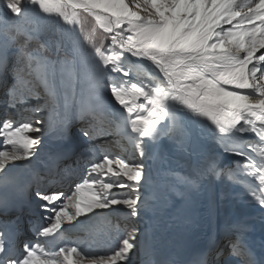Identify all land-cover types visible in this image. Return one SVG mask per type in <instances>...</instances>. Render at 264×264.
Wrapping results in <instances>:
<instances>
[{"label": "snow or ice", "instance_id": "6c2138e0", "mask_svg": "<svg viewBox=\"0 0 264 264\" xmlns=\"http://www.w3.org/2000/svg\"><path fill=\"white\" fill-rule=\"evenodd\" d=\"M0 9V35L5 46L16 45L14 63L0 58V205L6 206L10 188L22 193L31 186L16 181L13 166L36 155L41 136L34 134L44 131L46 115L60 116L65 130L77 124L90 145L85 176L70 195L32 193L47 214L44 224L29 220L34 239L22 238L19 217L0 222V264H132L148 204L141 191L148 184L145 147L167 137L185 150L197 127L216 151L178 180L195 186L202 176L218 174V155L234 156L240 159L224 175L258 181L248 188L264 207V0H0ZM84 14L110 37L103 47L89 36L88 55L76 29ZM69 38L71 55L61 56ZM122 139L133 144L137 160L109 151ZM70 168L54 162L36 176L51 186L71 180ZM106 210H126L130 222L116 250L94 254L87 240L56 247L69 230L65 225L77 227L78 218L91 220L90 214ZM230 255L238 264H255L239 239ZM222 256L217 251L215 259L205 256L196 264H231Z\"/></svg>", "mask_w": 264, "mask_h": 264}, {"label": "rangeland", "instance_id": "374dc122", "mask_svg": "<svg viewBox=\"0 0 264 264\" xmlns=\"http://www.w3.org/2000/svg\"><path fill=\"white\" fill-rule=\"evenodd\" d=\"M0 11H2V9H0ZM29 15L36 18L34 13L30 12ZM83 17L85 19L84 28L82 29L84 54L88 55L92 51L91 45L88 43L87 39L89 36H94L97 42L98 39L96 38H98L99 35L101 41L97 43L102 44L103 47H108L110 45V37L99 29L92 17L86 14ZM15 22L16 21L9 20L8 24ZM41 22L44 23L45 21L41 20ZM19 23L22 26H27L23 20H20ZM3 26L4 25H0V27ZM17 38L20 41L23 36H19ZM67 41L65 42L64 49L60 53L63 56L66 53L71 55V48L69 47ZM15 55L16 45L10 44L5 46L3 36L0 35V58L7 56L9 63H14ZM143 75L144 74L141 73V77H143ZM3 95V90H0V99L3 98ZM35 103V100L30 102V104ZM10 115H12L13 119L18 121V117L15 112H11ZM27 115L28 113H25V116ZM3 117L4 110L3 107H0V119ZM44 119L48 121V123L44 125V131L39 134H34L41 136V144L51 142L56 143L63 138H67V140L79 150V153L74 159L61 166V170L65 169L66 166H71L67 172V175L71 177V180L64 179L53 187H50L49 185H46L47 183H45L40 186L38 185V188L49 192L61 191L66 195H70L74 190L75 183H79L85 176V166L83 164V160L89 156L90 145L79 136L77 124H72L67 128V130H65L63 125L60 123L61 117L57 114L51 113L46 115ZM96 143L101 147L104 146L103 140H97ZM157 144L158 142L145 147L143 163L145 164L147 177L149 176V171L152 169H154L153 173L156 174V176H158V173L160 174V177L162 175V173H160V169L161 163H163L162 161L165 160V157H162L163 154H159ZM40 145L38 147H40ZM172 147L173 146L170 148L172 149ZM108 148L110 152L120 155L122 158L129 160L138 159V157L133 155V144L127 139H122L119 145L110 144L108 145ZM201 148L204 150L203 146L199 149ZM0 150H2V146H0ZM214 150L216 151V149ZM164 155L166 156V154ZM200 155L201 154L198 152L196 155L197 157L195 156L192 160L193 166L199 167L205 158H208ZM77 159L81 161L79 165L75 163ZM237 159L240 158L222 155L219 159L220 164L217 160L218 174L210 175V177L206 178L208 187H206L205 199H207L210 203L213 210V237L215 236V240H217L216 245L211 249V251H209L207 258L210 260L215 259V253L220 251L223 252V256L220 258L221 262L229 260L231 261V264H238L239 258L230 255V247L233 242H236L237 239H239L250 249L252 259L255 261V264H264V207H261L260 204L252 198L249 189H247L248 185L258 184V181L240 173H237L234 179H229L224 175V172L234 168L233 161ZM61 174L64 175L65 173L62 172ZM169 184L170 182H168L166 188H164L167 191ZM36 189L37 187L33 189V192ZM141 191L143 193V189ZM43 214L44 216L47 215L44 212ZM125 214L126 210L117 212L106 210L101 212L99 215L96 213L90 214L92 217L91 220H89L88 217L78 218V221L74 222V224L78 225L77 227L65 225V228L69 229L67 234L70 237L72 246H76L82 240H87L91 245L89 251L94 254H110L112 251L117 249L120 238H122V230L130 226V222L126 220ZM149 219L150 218H145L142 215V219L139 224L141 229V234L138 236L139 244L138 248L133 250L134 254L131 256L132 264H151L150 258H152L153 249L159 232L162 229V224L160 221L156 220L155 222V220ZM79 221H86V223L79 224ZM145 231H149L150 233L147 234V238H144ZM83 246L85 245H82V247Z\"/></svg>", "mask_w": 264, "mask_h": 264}, {"label": "bare ground", "instance_id": "6f19581e", "mask_svg": "<svg viewBox=\"0 0 264 264\" xmlns=\"http://www.w3.org/2000/svg\"><path fill=\"white\" fill-rule=\"evenodd\" d=\"M92 19L94 20L93 17ZM76 29L82 39L80 50L84 53L81 23L76 25ZM67 43L72 52L71 38ZM192 139L189 147L185 150L179 149L167 137H163L157 144L159 154H163L162 157H165L161 163L160 173L162 175L160 177L158 173L156 176L153 173L154 169L150 170L147 177L148 184L143 189V195L148 198V204H152L153 208L149 209L147 204L142 209V215L155 220V222L156 220L160 221L162 224L152 258H150L151 264H170L171 259L180 258L189 247H193L203 254L206 251H211L217 243L215 236L213 237V210L205 199L206 187H208L206 178L210 177V174L202 176L195 186L181 183L178 180V177L194 174V170L198 166H193L192 160L198 152L201 154L200 156L209 157L215 151V142L205 130L199 127L194 128ZM66 142L67 139H62L56 143L41 144L31 162L23 161L15 164L12 175L16 181L21 185L30 184L37 177L36 174L41 171V169L38 171V167L43 164L48 165L50 162H60L64 151L68 150L64 146ZM171 146H173L172 149ZM201 146L204 147V150L199 149ZM221 156L218 155L217 158L219 164ZM168 182L171 186L170 189L168 186L167 191L164 188ZM185 202H188L189 205L182 206ZM148 233L149 231H145L144 238H147ZM66 238L65 233V238L60 240L59 247L67 245Z\"/></svg>", "mask_w": 264, "mask_h": 264}, {"label": "trees", "instance_id": "16d2710c", "mask_svg": "<svg viewBox=\"0 0 264 264\" xmlns=\"http://www.w3.org/2000/svg\"><path fill=\"white\" fill-rule=\"evenodd\" d=\"M85 15V14H84ZM83 15V16H84ZM82 16V19H81V23H82V29L84 28V23H85V19H84V17ZM19 37V36H18ZM96 39H98L97 40V42H100L101 41V38L99 37V35H98V38H96ZM23 41V38L19 41V39L17 38V43H20V42H22ZM61 55V54H60ZM61 56H63V55H61ZM142 78V77H141ZM247 189H249V188H247Z\"/></svg>", "mask_w": 264, "mask_h": 264}, {"label": "water", "instance_id": "95a60500", "mask_svg": "<svg viewBox=\"0 0 264 264\" xmlns=\"http://www.w3.org/2000/svg\"><path fill=\"white\" fill-rule=\"evenodd\" d=\"M187 205H189V203L187 202Z\"/></svg>", "mask_w": 264, "mask_h": 264}]
</instances>
